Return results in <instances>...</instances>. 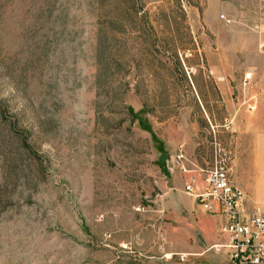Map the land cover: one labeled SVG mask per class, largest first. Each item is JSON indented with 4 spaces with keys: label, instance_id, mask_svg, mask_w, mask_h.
Returning a JSON list of instances; mask_svg holds the SVG:
<instances>
[{
    "label": "rangeland",
    "instance_id": "obj_1",
    "mask_svg": "<svg viewBox=\"0 0 264 264\" xmlns=\"http://www.w3.org/2000/svg\"><path fill=\"white\" fill-rule=\"evenodd\" d=\"M262 63L264 0H0V264H207L175 159Z\"/></svg>",
    "mask_w": 264,
    "mask_h": 264
},
{
    "label": "built area",
    "instance_id": "obj_2",
    "mask_svg": "<svg viewBox=\"0 0 264 264\" xmlns=\"http://www.w3.org/2000/svg\"><path fill=\"white\" fill-rule=\"evenodd\" d=\"M251 80V73H246L242 88L246 89ZM188 161L182 153L175 159L187 177L184 193L218 220L220 242L210 251L215 255L226 253L229 264H264V214L243 209V194L231 181L230 153L215 150L212 166L196 174L186 169L183 162Z\"/></svg>",
    "mask_w": 264,
    "mask_h": 264
},
{
    "label": "crops",
    "instance_id": "obj_3",
    "mask_svg": "<svg viewBox=\"0 0 264 264\" xmlns=\"http://www.w3.org/2000/svg\"><path fill=\"white\" fill-rule=\"evenodd\" d=\"M252 71L255 76L252 89L238 97L237 109L228 110L220 128L226 136L224 146L232 156V184L243 194V209L264 214V63L260 67L252 68ZM214 129L217 127H212V133L215 135L218 131ZM183 152L190 160L189 164H184L188 168L186 169L196 174L201 170L202 164L195 156H189L187 149ZM185 178L186 176H183V179ZM174 179L176 183H182L180 172L175 174ZM209 220L213 221V225L207 227L206 246L220 242L218 220L211 216ZM204 259L207 264H229L226 253L207 256Z\"/></svg>",
    "mask_w": 264,
    "mask_h": 264
},
{
    "label": "trees",
    "instance_id": "obj_4",
    "mask_svg": "<svg viewBox=\"0 0 264 264\" xmlns=\"http://www.w3.org/2000/svg\"><path fill=\"white\" fill-rule=\"evenodd\" d=\"M128 113L133 119L137 118V115L132 114V110L130 108L128 109Z\"/></svg>",
    "mask_w": 264,
    "mask_h": 264
}]
</instances>
